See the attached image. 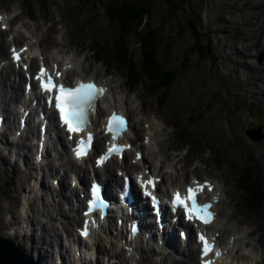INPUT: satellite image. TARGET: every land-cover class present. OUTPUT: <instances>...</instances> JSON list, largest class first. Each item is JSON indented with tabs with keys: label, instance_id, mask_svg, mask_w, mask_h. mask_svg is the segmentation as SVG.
I'll return each instance as SVG.
<instances>
[{
	"label": "rangeland",
	"instance_id": "374dc122",
	"mask_svg": "<svg viewBox=\"0 0 264 264\" xmlns=\"http://www.w3.org/2000/svg\"><path fill=\"white\" fill-rule=\"evenodd\" d=\"M30 1L32 4L28 0H0V13L3 11L9 13L10 20H13L11 28H15L18 25L17 22H20L30 29L33 23L28 20L29 16L37 20H44L47 26L41 25V29L35 32V35L37 40L44 39L46 33L53 35L50 42L56 44L46 48V51L43 52L45 55L47 54L48 58L57 61L66 54L70 57L75 55L76 61L79 60L83 67L85 76L94 74L105 82H109L112 92H109L100 107L102 108L105 103L113 102L119 108L121 104L126 103L131 112V118L135 120L136 145L143 144L141 147L144 149L145 157H147L152 169L157 168L159 164L162 165L161 174H164L168 185L170 181H173L174 185L176 183L181 184L182 181H189L193 176L199 179L215 178L221 186L223 183L224 187H222L227 190L229 198L237 201L234 211L237 209L236 212H241L242 217L247 216L244 218L249 223L248 229L251 230V249H254L257 264H264V0H227V2L224 0H205L207 6L205 3L200 19L206 21L207 26L205 28L199 26L198 28L202 29L201 31L213 33L210 39L213 38V43L217 45L215 57L220 62L216 70L220 77H227L226 83L230 90L228 87L222 86L223 81L220 77H213L211 73H206L204 66L197 59V52L189 53V63L180 69L175 86H172L168 92V103L166 102L165 106H159L155 95L148 92L146 79L132 85V87H137L135 91L129 92L125 87L123 88V77L126 78L124 69L126 67L128 70L131 69L132 63L124 61L123 64L113 57L114 63L106 67L91 61L93 38L97 35L102 45L105 44L104 39L107 38V36H102L107 32L108 27L103 7L92 4L88 0ZM219 9H223L221 21L217 20V10ZM162 13L163 11L160 13L156 9H151L149 19L152 27L160 26L161 30L162 48L158 56L159 61L163 67L171 68L175 67L174 63H181L184 54L187 53L186 49L192 43V36L188 33L187 28L180 33L179 28L182 25V20L185 19L182 13L178 12L171 22L169 18L165 17L168 13H166L167 15ZM207 20L211 22L210 28H208ZM63 21L64 23H62ZM52 22H56L58 28L63 26L59 32L55 24H51ZM46 27L49 28L48 32ZM9 31V29L5 30L2 37L6 38ZM54 33H56L55 37L58 41L55 39ZM25 40L33 41V46L37 44L34 38L26 36L18 42L21 43ZM76 42L83 43L81 51L75 52ZM42 43L44 45V41ZM71 45L72 48L67 50V47ZM237 46H244V49L237 50ZM7 48L8 43L6 42L5 47H3V43L0 41V51H2L0 56L6 57ZM87 49L91 52V56L87 54ZM135 53L138 54L139 50L136 49ZM259 55H263L262 62L258 60ZM82 57H86L87 60L83 62ZM118 65L122 67V70L117 69ZM14 86L19 87L18 92L21 94V80H18L15 74L10 77L7 74V68L1 67L0 98L13 95L15 93L12 91ZM155 94L158 95L157 92ZM229 115L232 116L229 118ZM9 116L12 120L13 116L10 113ZM172 124H175L176 128L181 127V129L172 131ZM258 127H261L260 132L263 137L260 140L252 141L245 134V131ZM145 133H153L156 139L160 141L159 147L145 145L143 138ZM12 136H14L13 130ZM139 139H143V141ZM7 140H10V136L3 135L0 137L1 152L9 157V162L5 165L0 161V168L5 167L7 174L12 175L15 172L12 166L14 159H16L17 170L23 168V161L22 157H16L15 148H12L8 154V147L3 145ZM16 142L19 147L23 148L22 153L28 154L26 147L31 145L33 141H25L20 138ZM29 155L30 161H34L35 149ZM176 156L181 159L179 162L174 160ZM70 160L67 148L62 150L59 146L56 150L49 152L47 159L50 165L62 164L58 173H62V169L69 166ZM172 162L175 163V166ZM251 162L255 164V167L253 166L254 173L249 175L245 169L249 168L248 164ZM45 163L38 166L34 165L33 176L30 175L32 173L30 170L23 174L26 176L23 177V187L19 188L21 192L20 201L19 198L18 200L17 198H6L3 201V193L0 191V226L8 230L9 225L13 223L8 221L11 218L8 212H14V208L18 204L16 209L20 215L24 216V211L27 210L26 199L28 195L32 196L34 193L38 195L43 192V198H35L36 210L33 216L45 223L47 230L43 233L35 231L30 235V239H33L35 243L34 249H32L28 239L30 222L27 219H22L16 227L26 235L23 239L20 237L21 234H19L20 236H13V238L34 257L39 254L43 264H52L51 251H55L60 243L64 245L62 239L67 232L60 223L72 222V225L69 224V230L74 240L77 237L74 227L79 217L80 205L78 212L73 213L75 215V223H73L72 212L67 210V204L63 199V208L67 217L53 213L55 217L52 222L53 227L47 224L48 216L51 214L52 199L55 201L61 197L56 196L59 190L52 188L55 179L51 178L53 174L49 175L48 173L46 174L47 179H41L42 174L48 172ZM175 167L177 168L176 171ZM229 170H233L236 176L234 177V173ZM239 175L244 180H242V186L237 188L236 180ZM26 178L28 181L25 183L24 179ZM3 179L4 174H0V186L4 188ZM244 181H248L250 187L253 186L256 194V204L254 205L250 201V204L254 205L252 208L244 206L249 193L248 187L243 185ZM50 192H52L51 196H49ZM231 208H233V202ZM253 210L256 211L253 212ZM221 212L229 213L224 207H221ZM234 216L235 214H232V217ZM257 224L259 229H257ZM226 229L229 230V228ZM1 232L3 230H0V235H3ZM227 234L228 232L225 233V237ZM256 236H259L260 242L258 241V243ZM173 237L180 245L177 234H174ZM119 244L121 242L112 233L106 237L99 245L102 250L98 255L101 264L106 263V255H111L110 264H117L116 261L124 264H135V261L129 259L125 252L118 253L120 251ZM180 249L185 252V255H177L176 250H174L171 254L174 258L168 257L161 264H185V262L197 264L195 248L190 246V248L182 247ZM190 249L193 250V259L187 255ZM70 254H74L72 248H70ZM112 254H118V257H114ZM145 254L149 255L150 261L155 258L151 252ZM140 261L141 263L145 262L142 258ZM87 264H96V261L89 260ZM151 264H155L154 261Z\"/></svg>",
	"mask_w": 264,
	"mask_h": 264
},
{
	"label": "trees",
	"instance_id": "16d2710c",
	"mask_svg": "<svg viewBox=\"0 0 264 264\" xmlns=\"http://www.w3.org/2000/svg\"><path fill=\"white\" fill-rule=\"evenodd\" d=\"M88 2L103 7L108 22L107 32L102 35L103 37L107 36L104 39L105 44L102 45L97 35L92 40V57L95 63L105 64L109 67L114 63L113 57L123 64L124 61L132 63L131 66L128 64L132 67L131 69L128 70L127 67L124 69L126 72V78L123 79L124 84L132 86L133 83L137 84L146 79L148 81L146 82L147 90L155 95L159 106H164L167 102L168 92L172 86H175L180 69L189 63V53L197 52V59L204 66L206 73H211L213 77H220L216 70L220 64L218 58L215 57L217 45L213 43V38L210 39L213 33L201 31L202 29L198 28L207 26V22L200 19L205 0H88ZM151 9H156L160 13L163 11V15L168 13L165 17L169 18L170 22L178 12L185 17L179 30L181 33L187 28L188 33L192 36V43L186 49L187 53L184 54L181 63H174L175 67L165 68L159 61L158 56L162 48L161 30L160 26L152 27L150 25ZM222 10H217L218 21L222 20ZM207 21L208 28H210L211 22ZM225 21L227 20L225 19ZM134 47L139 50L138 54L135 53ZM117 67L122 69L120 65ZM220 79L223 81L222 86L228 87L230 90L226 83L227 77L221 76ZM156 92L158 95L155 94ZM224 109L226 108L224 107ZM231 116L229 115V118ZM178 129L181 128L176 130ZM248 166L249 168L245 170L249 175H252L255 164L251 162ZM243 185L247 186L249 190L247 200L256 204L253 186L251 188L248 181H244ZM253 204H250V208L254 206Z\"/></svg>",
	"mask_w": 264,
	"mask_h": 264
},
{
	"label": "bare ground",
	"instance_id": "6f19581e",
	"mask_svg": "<svg viewBox=\"0 0 264 264\" xmlns=\"http://www.w3.org/2000/svg\"><path fill=\"white\" fill-rule=\"evenodd\" d=\"M3 18H6L7 22H5V23H7L8 26H9V28H10L11 21L10 20L8 21L9 18L7 16H5ZM39 30H40V24L39 23H36L34 25V28L30 27L29 33H33L34 34L35 32H37ZM48 30H49V28L47 27V32H48ZM0 34H2V32H0ZM19 35H20V33L19 34L16 33L15 36L13 35L12 43L15 44V39H20V37H18ZM47 36H50V38H46L47 39V42L46 43L49 44V42L51 41V37L53 35H49L47 33ZM41 41H43V39ZM2 43H3V41H2ZM25 44H29V42H26ZM3 47H4V45H3ZM44 51H46L45 48L41 49V54H43ZM1 52L2 51H0V53ZM70 55H73V54H70ZM45 57L47 58V54H46ZM75 57H76L75 55L69 57V62L70 61H73L76 64L74 66H72L71 69L69 67H66L69 70V71L66 70V71H68L67 72V75H66L67 77H69V76L71 77L72 76V72L76 73V71H78L80 69H83L82 65L80 64V61L79 60L76 61ZM54 61L55 60H52L51 62H54ZM77 77L78 76H76V78ZM18 88L19 87H16V86H14L12 88L13 93L15 92L14 93V97H13L14 100H18L19 97H20V95H21L18 92ZM111 90H112V88H111ZM110 92H112V91H110ZM2 101H3V103H6V100L5 99H2ZM113 105H114L113 102H111V105H107V106H105V108H100V109L98 108L97 116H100L104 111H107L106 113H108L110 109H113V108L116 109ZM122 108L123 107H120V109H122ZM4 111H5V109H4ZM6 114H8V113L6 112ZM130 122H131V127L133 128L135 126V121L133 120V118L130 119ZM148 135H149V140H150L149 141V144H152L154 142V144H152V145H153V147L157 148L158 145H157V142L155 141L154 135H151L150 133H148ZM26 140H28V137L26 138ZM60 145L63 146L64 144L62 143ZM32 147H33V145L28 146L29 150H31ZM1 150H2V146H0V160L5 164V163L8 162V160H9L8 158L9 157L6 156V155H4V154H2L1 153ZM127 150L130 151V148H128ZM59 153H61V152H59ZM20 154H21V150L18 149L17 152H16V155H20ZM65 154L66 153L64 152V155ZM25 155L26 156H24V159H23L25 161V163H26V166H25V169L24 170H21V171L16 170L15 161L13 163V166L15 168V172L12 175L8 176L6 174V170L5 169L3 170V168H1L2 169V172L5 174V177H4V192H5V196H6L7 199H15V198H17V200H18V198H19V201H20V199H21V192H20L19 188L23 186V184H22L23 183V177L26 176V175H23V174L25 172L29 171V170L30 171L33 170V167L32 166H29V163L33 164V162L30 161V159L28 158L27 154H25ZM133 155H134V153H133ZM16 157H18V156H16ZM142 160L145 163L144 157H143ZM174 160L177 161V162H179L181 159H179L176 156V158H174ZM69 162H70V165H71V173H70L71 178L75 177V174H76L77 179L80 181V186H81V184L88 179V172H87L86 168H83V170H81V172L78 174L75 171V169L76 168L81 169V167L78 166V165H82L83 163L86 162V160H79L78 162H74V161L70 160ZM172 164L175 166V163L172 162ZM180 168L181 169H184L183 167H180ZM103 169L107 173V176H106V179H105V182H107L109 179H111V178L114 177V176H112V174L110 172V164L107 165L106 167H104ZM97 170L98 169H96V170L93 169L92 171H94V173H95V171H97ZM176 170H177V168L175 167V171ZM98 171L101 172V170H98ZM100 172H98L97 175L101 176V173ZM48 173H49V175H51V174H58V167L57 166L49 167L48 168ZM30 175L33 176V173H31ZM59 177H60V180H61V185H60V193H61V191L64 190L65 188H67V189L69 188L68 187V183H67V178H69V175H67V173L65 172V170H63L62 171V174ZM193 177H195V176H193ZM43 178H45V179L48 178L45 173L42 174L41 179H43ZM114 180L116 181L117 178L114 177ZM24 181L26 183L28 181V178L24 179ZM170 182H173V181H170ZM185 183H187V182H184L183 185ZM162 185L166 186L165 183H163ZM236 185H237V188H240L242 186V182L241 183H236ZM178 186H179V183H177V185H175V186H173V184H171L169 186V189L171 190L174 187H178ZM32 190H33V188H32ZM162 190L163 189L160 188V191L161 192H162ZM33 192H34V190H33ZM73 192H74V190H71V193H73ZM109 192L112 195V193H111L110 190H109ZM223 192L224 191L221 190L220 185H218L217 195L219 196V204H220L219 205V208H218V211L221 208V206L222 207H224V205H226L227 207L229 206L228 201H226L221 196V193H223ZM51 194H52V192H50V195L49 196H51ZM56 194H58V193H56ZM61 195H62V193H61ZM226 196L227 197H230V196H228L227 190H226ZM43 197H44L43 192H40L38 195H36L35 193L32 196H29L28 195V197L26 199L27 210H25L24 216H21L18 213V211L16 209L18 204L14 208V212H11V211L8 212V213H10V216H11V218L8 221L9 222H13V223H11V225H9L8 230H5L3 226H0V229H3L4 230L6 236H10L11 235L10 227H12V226L20 223L22 219H27L28 222H30V232H29V235H28L29 245H30V247L32 249H34L35 243H34L33 239H30V235H32V233L35 232V231H41L43 233V232H45L47 230V227L45 226V223L41 222L40 219H37L36 217L33 216V213H35V210H36L35 209V204H34L35 198L36 199H41ZM63 199H66L67 200V196L64 195ZM13 201L15 202V200H13ZM62 202H63L62 199H58L56 202L54 201V199H52V203L50 204L51 214L48 216V221H47V224L48 225L50 224V227H53L52 222L55 220V217L53 216V213H56V215L61 216V217H65V216L67 217V214H66V212H65V210L63 208V203ZM78 207L79 206L78 205H75L74 203H71V205H70L71 212H72L71 215L73 217V223H75V215L73 213L78 212ZM44 209H45V213H46V208L44 207ZM47 212H49L48 209H47ZM215 223H216L215 224V228L213 230H211L210 233L212 235H214L215 232H218L219 233V238L217 239V243L221 244V239L220 238L222 236H224L225 233L228 231L226 228H229L230 223L228 221V217L226 215H223L222 213H219V216L217 217V220H216ZM60 224H62V226L64 227V229L67 230L64 238L62 239V242H63L64 245H61V243H60L58 245V248L56 249V251H51L50 259H52V262L55 259H58L60 261V264H70V262H71L70 260H72L71 257L69 259L70 245L66 246V244H69V243L75 242V241H79L81 237L79 238V236L77 235V237H76L75 240L72 238V235H71L70 230H69V224L72 225V222H68V223H64V224L61 222ZM16 232H17V234H21V238L22 239L25 237V234H23L19 229ZM145 232H147V230H145L142 233L145 234ZM249 232H250V230L248 231V234H249ZM93 234H94V232H93V230H91L90 234L88 236H86L84 238V240H86V241H88L90 243L91 238L94 236ZM69 235H70V239L68 238ZM49 237L51 238V235H49ZM159 237H160L159 238V242L156 243V246L157 247H153V248L150 249L149 248V244H147V246L145 248L143 247L146 250L144 253L151 252L152 255L155 256V258L150 261L149 255H142V257L144 258L145 262H143V263L137 262V264H149V262L151 264L152 261H154L155 264H161L168 257H172L171 256V253L174 252V250H175L174 248H176V246H177V240H175V238L173 237V235H168L167 238H166V243H165L164 242L165 234H162ZM0 243H1L0 244V264H29L28 262H26L25 260H23L21 258V256L14 255L10 251V249L7 246H5V245H7V243H4V242H0ZM229 245L230 244H228V243L223 244V246L226 247V248H229ZM2 246H4V247H2ZM187 246H188V248H190V246H191L190 240L188 241ZM74 248H75V245H74ZM100 250L101 249L99 248V246H97L96 249H95V251H100ZM176 251H177V249H176ZM242 253H244V252H242ZM87 254H89V251L87 253H85V251H82V250L80 251L79 250L78 251V256L74 258V262L76 263L78 260H80L81 262H83V260L87 257ZM176 254H182V253H181V251L179 253L177 251ZM129 255L131 256L129 258H132L133 260H137V259L139 260L140 259L139 257L137 258V255H139V251L138 250L137 251L129 252ZM182 255H185V253L182 254ZM187 255H188L189 258H192L193 259V250L190 249L189 252H187ZM140 257H141V255H140ZM36 258H37V264H41L42 262H41V259L39 257V254L36 255ZM172 258H174V257H172ZM96 263L97 264H100L99 262H96ZM83 264H86V262H84ZM108 264H109V262H108ZM185 264H189V263L188 262H185ZM216 264H257V258H256L255 253L251 257L243 256V254L240 255V256L232 257L231 255H229V253H227L226 254V257L221 262H219V263L217 262Z\"/></svg>",
	"mask_w": 264,
	"mask_h": 264
},
{
	"label": "snow or ice",
	"instance_id": "6c2138e0",
	"mask_svg": "<svg viewBox=\"0 0 264 264\" xmlns=\"http://www.w3.org/2000/svg\"><path fill=\"white\" fill-rule=\"evenodd\" d=\"M44 75H46V73L42 69L41 75L37 76V79L41 80V87L43 90L48 92L53 91V89L57 90L58 94L55 97V106L60 110L62 121L68 125V130L70 132L81 131L88 122L87 110L95 109L96 101L101 95H103L106 89H104L103 87H97L96 84L93 82H81L76 87L64 84L57 85L52 82L51 76H48L47 81H45L43 79ZM73 125H75V127ZM108 130L113 132L114 139L118 138V135L121 132L126 131V122L124 118L113 113L112 117L109 119ZM91 139L92 137L91 135H89V144L91 142ZM82 146L83 142H81V147ZM81 147H78L76 149V154L78 157L85 155L87 151L86 149L82 151ZM121 150V148L114 146L113 148L109 149V152L104 157H101L100 162H103L108 158V156L114 153H119ZM137 155L139 158V154ZM145 183H152V181L149 180ZM200 191H203V186H198L197 188L189 187L188 196L184 199H180L179 193H177V199L175 203L182 204L185 207L186 211H190L196 214L197 218L202 219L204 223H210L213 215L211 212L208 211L210 205L198 204L196 200V194ZM96 199L99 200V196H97ZM185 200H191L192 206L190 209L188 208V205L184 203ZM100 204L101 206H104L103 201H100ZM189 218H191V216ZM84 234H87L86 231ZM200 239L203 241L204 237L201 236ZM204 243V252L206 255L208 251L211 250V246L208 244L207 241H205Z\"/></svg>",
	"mask_w": 264,
	"mask_h": 264
},
{
	"label": "water",
	"instance_id": "95a60500",
	"mask_svg": "<svg viewBox=\"0 0 264 264\" xmlns=\"http://www.w3.org/2000/svg\"><path fill=\"white\" fill-rule=\"evenodd\" d=\"M260 130H261L260 128H257V129L246 131L245 133L252 140H260L263 137V134L260 133ZM0 242L7 243V245H5V246H7L14 255L21 256V258L23 260H25L26 262H28L29 264H33L32 261L30 260V258L28 256H26L25 254H23L19 249H17L11 242H9L7 240H2V239H0ZM2 247H4V246H2Z\"/></svg>",
	"mask_w": 264,
	"mask_h": 264
}]
</instances>
